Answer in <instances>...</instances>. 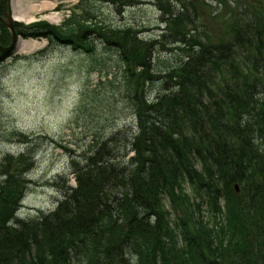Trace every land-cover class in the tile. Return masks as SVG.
I'll list each match as a JSON object with an SVG mask.
<instances>
[{"label":"trees","instance_id":"obj_1","mask_svg":"<svg viewBox=\"0 0 264 264\" xmlns=\"http://www.w3.org/2000/svg\"><path fill=\"white\" fill-rule=\"evenodd\" d=\"M177 1L163 19L169 33L161 39L185 46V57L164 69L153 66L160 41L142 42L130 28L97 29L107 48L127 64L128 74L144 69L140 77L126 79L129 88L134 82L139 87L137 130L96 144L93 157L84 155L75 164L78 187L71 189L67 205L31 226L27 238L0 245V253H6L0 264H132L136 259V264H264V0H221V13L207 10L200 16L196 12L206 9L203 3ZM227 13L229 18L219 21ZM176 18L184 22L178 28ZM73 22V30L40 24L26 36L63 44L71 42L68 36L83 47L87 22ZM7 38L0 26V42ZM154 80L162 91L151 104L145 86ZM239 80L250 88L233 87ZM171 148L175 156L164 159ZM20 164L30 166L31 160L22 156ZM117 170L123 174L115 183L111 174ZM15 180L7 173L0 197L23 196L25 182ZM163 197L180 214L175 229ZM206 212L211 220L204 218Z\"/></svg>","mask_w":264,"mask_h":264},{"label":"rangeland","instance_id":"obj_2","mask_svg":"<svg viewBox=\"0 0 264 264\" xmlns=\"http://www.w3.org/2000/svg\"><path fill=\"white\" fill-rule=\"evenodd\" d=\"M41 1L23 0V8L26 11L31 8V12L34 4ZM145 1L140 8L129 10L122 17V26L137 25L138 28L153 29L155 35L161 13L156 0ZM197 1L212 4V7H216L213 8L215 13L221 10L216 0ZM101 6L98 5L99 8ZM98 10L108 20H117L111 17L107 7ZM30 16L40 20L39 14L30 13ZM47 45L29 53L18 52L0 67V164L8 156L17 157L24 153L29 158L34 157L35 166L27 175L32 182L19 213L20 217L29 221H37L38 216L57 209L61 194L56 180L71 172L73 157L82 156L85 148H90L97 137L107 139L134 124L125 83L120 79L118 58H114L113 62L109 58L114 53L100 47L98 51L102 55L94 61L91 55L69 48L47 52ZM169 51L172 57L180 58L176 50ZM39 53H43L44 58L36 59ZM102 59L108 60L103 69L104 77L108 75L112 81L103 79L102 82L99 78L102 64L106 63ZM114 76L118 79L112 78ZM17 133L33 140L39 139L42 145L31 149V154L20 146V136L14 137ZM44 136L51 139L46 140ZM2 174L0 183L6 178L5 172ZM165 205L170 212L167 199ZM203 216L207 218L206 213ZM175 218L171 213L172 224ZM211 225L215 227V224Z\"/></svg>","mask_w":264,"mask_h":264},{"label":"bare ground","instance_id":"obj_3","mask_svg":"<svg viewBox=\"0 0 264 264\" xmlns=\"http://www.w3.org/2000/svg\"><path fill=\"white\" fill-rule=\"evenodd\" d=\"M140 1L141 0H136L137 3H139ZM156 2L158 5L157 7H158V9L162 15V19L168 20L169 16L167 13L172 11V3L167 1V0H156ZM14 3L16 4L15 19H17V21H24V22H28V23L31 22V19L29 17L25 16V13L22 11L18 1L15 0ZM43 8L44 9L50 8V6L45 5ZM117 8L119 9V11L123 12L128 7L122 5L121 3H118ZM2 10H3V5L0 4V12ZM27 12H29V11H27ZM179 14H181V13H178L176 15V17L179 16ZM50 20L53 22H59L60 18L55 16V17H51ZM183 23L184 22L179 21V18H176L174 26L176 28H178V27L182 26ZM158 41L161 42L160 47L166 46V43H165L166 40L165 39H160ZM38 48H40V46L38 44H33L31 42H21L20 43V51H22V50H33V49H38ZM245 84H246V82L244 80H239L238 82H236V84L233 85V87L241 88V87L245 86L244 90L249 89L250 84L249 83L247 85H245ZM0 88H1V83H0ZM173 95H174L173 97H175L176 93ZM177 95H180V94H177ZM199 97H201V100L203 102L204 97H202V95ZM175 98H177V97H175ZM198 103H200V102H199V98L197 97L196 98V106L198 105ZM117 140L119 142L121 141L120 138ZM39 141H41V140L35 139V140L30 141V143L22 141L20 143V146H22L24 149H27V151H29L31 154H33L31 149L38 148L42 145L41 142H39ZM43 145H44V141H43ZM88 152L91 153L90 156L93 157L95 154L98 153V149L96 148V146H93L92 150L90 149V151H88ZM23 155H25V154L23 153V154L18 155V156H23ZM172 156H175V152L172 148L162 154V157L164 159L168 158V157H172ZM15 159H16V157H14V156H8L7 160L2 165L0 164V174H2L4 172L10 173L9 175L16 179L15 182H17V183H24L25 182V185L30 187V184L28 182L26 174H21L22 172L9 168L11 165H8V164L12 163V161H14ZM74 159L77 163H81V161L84 159V156L83 155L82 156H75ZM198 168H200V166H198ZM86 173H88L87 175L90 177L93 176L92 175L93 172L86 171ZM122 174H123L122 170H117V171L113 172V174H111V180H114L116 183V181L120 178V175H122ZM17 177H18V179H17ZM56 182H57L56 184L59 186L60 194H61V197L58 201V207H57V209H59V207L61 208L63 205H67L68 201L73 196L74 192L71 189H69L68 187H66L65 180L62 176H60L56 180ZM21 190H22L21 194H23L24 190L23 189H21ZM13 194H15V192H12V194L8 193V194H5L4 196L0 197V245L1 246H3L8 240H11V239L17 238L16 242H20V240H18V238H24V239L27 238L29 235V232L31 230V226H33L34 224L43 223V222H45V220L47 218L51 217L50 215H44V216H40V217L38 216L39 219L37 221L36 220L35 221L34 220L29 221L27 219H23L22 217L19 216V213L21 210V208L19 207V203H20V205H22L23 198L22 197L21 198L15 197V195H13ZM19 198H20V200H19ZM213 223H218V221L215 220ZM5 254L6 253H4V252L0 253L1 256L5 255ZM222 263L226 264L225 262H222Z\"/></svg>","mask_w":264,"mask_h":264},{"label":"water","instance_id":"obj_4","mask_svg":"<svg viewBox=\"0 0 264 264\" xmlns=\"http://www.w3.org/2000/svg\"><path fill=\"white\" fill-rule=\"evenodd\" d=\"M8 2H9V0H7V3H8ZM5 18H6V19L0 17V20H1L2 24H3L4 26H6V27L11 31L12 36H13V44H12V47H11V48H9V49H4V48H2V47L0 46V51L3 52V53H5V54H7V53H9V52L12 50V48L14 47V45H15V43H16L17 35H16V31H15L14 20H13V18L11 17V15L6 14Z\"/></svg>","mask_w":264,"mask_h":264},{"label":"flooded vegetation","instance_id":"obj_5","mask_svg":"<svg viewBox=\"0 0 264 264\" xmlns=\"http://www.w3.org/2000/svg\"><path fill=\"white\" fill-rule=\"evenodd\" d=\"M3 12H5L4 5H3V10H2L0 13H1V14H4Z\"/></svg>","mask_w":264,"mask_h":264}]
</instances>
